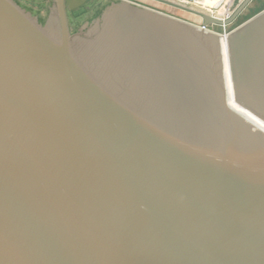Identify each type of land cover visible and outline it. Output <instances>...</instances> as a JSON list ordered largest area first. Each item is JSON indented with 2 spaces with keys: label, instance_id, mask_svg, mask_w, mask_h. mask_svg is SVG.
I'll return each instance as SVG.
<instances>
[{
  "label": "water",
  "instance_id": "95a60500",
  "mask_svg": "<svg viewBox=\"0 0 264 264\" xmlns=\"http://www.w3.org/2000/svg\"><path fill=\"white\" fill-rule=\"evenodd\" d=\"M150 1L0 0V264H264V7Z\"/></svg>",
  "mask_w": 264,
  "mask_h": 264
},
{
  "label": "rangeland",
  "instance_id": "374dc122",
  "mask_svg": "<svg viewBox=\"0 0 264 264\" xmlns=\"http://www.w3.org/2000/svg\"><path fill=\"white\" fill-rule=\"evenodd\" d=\"M19 1L26 8L30 9L31 11H33L34 13L40 16L45 13L46 6L48 5V0H19ZM179 1H183V0H179ZM238 1L240 2L241 0H231L227 7V10L230 9V11H232L234 7L236 6V4L238 3ZM154 5H157V4H154ZM263 7H264V0H254L253 2H251V4H249V6H247V8L241 13V15L238 17V19H236V21L233 24L226 26L224 29L226 31L232 29L233 27L237 26L239 23L246 20L252 14L256 13ZM171 10H172L171 14L181 19L183 18L186 20H190L192 22L199 21L198 17L191 15L189 13L186 14V12L180 11L178 9H175V10L171 9ZM205 12L209 13V11H205ZM213 29H215L217 32H222L223 30L222 28H219V27H214Z\"/></svg>",
  "mask_w": 264,
  "mask_h": 264
},
{
  "label": "bare ground",
  "instance_id": "6f19581e",
  "mask_svg": "<svg viewBox=\"0 0 264 264\" xmlns=\"http://www.w3.org/2000/svg\"><path fill=\"white\" fill-rule=\"evenodd\" d=\"M171 1H174V2L179 3L181 5H186V6L192 5L193 7L195 6V7H198L200 9L210 11L212 14L216 15V17H219L216 12L222 10L223 4L225 2V0H197V1L196 0H183V1H181L183 3L175 1V0H171ZM226 36H227L226 34L225 35L222 34L220 40H221V45H222V49H223L224 77L226 80L227 92L230 95L233 92V88H232V85L230 82L231 74L229 73V67L227 65V55H228L227 51H228V49H227V45H226ZM236 106H238V105H236ZM237 108H240V107L238 106ZM240 111H242V109ZM249 119L254 121L262 129H264V122L261 121L259 118L249 114Z\"/></svg>",
  "mask_w": 264,
  "mask_h": 264
},
{
  "label": "trees",
  "instance_id": "16d2710c",
  "mask_svg": "<svg viewBox=\"0 0 264 264\" xmlns=\"http://www.w3.org/2000/svg\"><path fill=\"white\" fill-rule=\"evenodd\" d=\"M105 4L99 3V5L97 4V6L93 7V9H91V11L84 10V7H82L80 9L76 10V11L69 12V21H70V24L73 27V29L76 30V28L81 25V22L83 20H91L93 17L98 15ZM71 16L75 17L74 18L75 21H72L73 17L70 18ZM40 20L43 21V17L42 16H40Z\"/></svg>",
  "mask_w": 264,
  "mask_h": 264
},
{
  "label": "flooded vegetation",
  "instance_id": "af4514ba",
  "mask_svg": "<svg viewBox=\"0 0 264 264\" xmlns=\"http://www.w3.org/2000/svg\"><path fill=\"white\" fill-rule=\"evenodd\" d=\"M175 1L181 2V1H179V0H175ZM230 1H231V0H225V2H224V4H223V7H222V10L216 12V13L218 14L219 18L224 19V18H226V16H229V14H230V9L227 10V7H228ZM88 2H89V0H88ZM88 2H87V3H88ZM87 3H86V4H87ZM181 3H183V2H181ZM86 4H84L82 7H84ZM187 6H191L192 8L198 9V10L203 11V12L207 11V10H204V9H200V8H198V7H193L192 5H187ZM82 7H81V8H82ZM79 9H80V8H79ZM209 12H210V11H209ZM209 14H211V15H213V16H216V15L212 14L211 12H210Z\"/></svg>",
  "mask_w": 264,
  "mask_h": 264
},
{
  "label": "crops",
  "instance_id": "0c3cea01",
  "mask_svg": "<svg viewBox=\"0 0 264 264\" xmlns=\"http://www.w3.org/2000/svg\"><path fill=\"white\" fill-rule=\"evenodd\" d=\"M136 1H138L140 3H143V4H146V5H149V6H152V7H155L157 9H161V10L167 12V13H171L172 12L171 9H173V8L165 6V5L162 6L161 4L153 2V1H150V0H136ZM154 4H157V5H154ZM173 10H175V9H173Z\"/></svg>",
  "mask_w": 264,
  "mask_h": 264
},
{
  "label": "built area",
  "instance_id": "2783aa9c",
  "mask_svg": "<svg viewBox=\"0 0 264 264\" xmlns=\"http://www.w3.org/2000/svg\"><path fill=\"white\" fill-rule=\"evenodd\" d=\"M197 1V0H196ZM191 7V6H190ZM210 13V12H209ZM230 13H231V11H230Z\"/></svg>",
  "mask_w": 264,
  "mask_h": 264
}]
</instances>
